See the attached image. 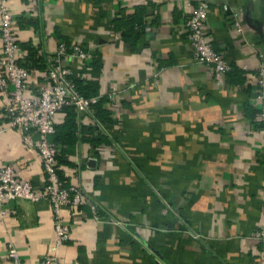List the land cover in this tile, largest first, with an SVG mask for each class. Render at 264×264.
Listing matches in <instances>:
<instances>
[{
  "label": "crops",
  "instance_id": "1",
  "mask_svg": "<svg viewBox=\"0 0 264 264\" xmlns=\"http://www.w3.org/2000/svg\"><path fill=\"white\" fill-rule=\"evenodd\" d=\"M206 1L204 32L231 65L217 79L192 57L186 36L198 0H6L18 61L31 65L28 47L47 56L59 42L77 43L88 56L66 62L86 94L101 98L98 114L74 113L75 129L73 112L58 109L46 134L59 172L86 199L78 211L61 209L69 234L57 245L59 264H264V96L256 94L264 0ZM132 12L140 24L122 37L113 19ZM27 69L36 91L43 69ZM6 162L43 184L36 149L12 127L0 130ZM3 206L10 211L0 219V264H38L55 240L49 200Z\"/></svg>",
  "mask_w": 264,
  "mask_h": 264
},
{
  "label": "built area",
  "instance_id": "2",
  "mask_svg": "<svg viewBox=\"0 0 264 264\" xmlns=\"http://www.w3.org/2000/svg\"><path fill=\"white\" fill-rule=\"evenodd\" d=\"M222 7L226 8V4H222ZM207 9V1L198 0L185 18L184 25L192 57L210 66L217 79L231 65L204 32ZM14 21L6 0H0V92H6L0 103V130L9 127L17 129L22 134L24 144L36 149L41 162L43 184L36 186L22 178L13 163H0V219L10 211L3 206L6 200L34 201L47 198L53 213L55 240L38 264H59L57 245L68 238L69 234V224L62 220L61 209L66 207L78 211L86 199L77 184L60 178L57 144L49 140L46 134L55 129L54 116L58 109L72 106L78 114L86 115L92 110L91 104L97 99V95L86 96L78 90L72 68L66 62V57H87L88 52L77 43L65 42H59L56 50L46 56L47 64L42 73L45 83L38 90L32 91L29 85L31 73L16 56ZM233 24L237 30L241 29L235 18ZM256 72V94L263 97L264 62L259 63ZM259 115L263 116V113ZM30 128L36 129L40 135L30 137ZM88 204L95 213V203L88 201ZM257 237L264 251V223L260 226ZM7 255L17 263L18 253L12 242L7 245Z\"/></svg>",
  "mask_w": 264,
  "mask_h": 264
},
{
  "label": "trees",
  "instance_id": "3",
  "mask_svg": "<svg viewBox=\"0 0 264 264\" xmlns=\"http://www.w3.org/2000/svg\"><path fill=\"white\" fill-rule=\"evenodd\" d=\"M134 12H136V10ZM134 12H132L128 16H126V15H122V16H118V17L116 16L113 19V21L119 19V24H117V26L119 28L121 27L120 34H121L122 37L128 36V31L129 30L130 31L133 30V34L136 33V31H137L136 29H137V26L140 24V22H139V20H137V18H135ZM28 54H29V59H30V64L31 65L40 66V68L42 67V69H44L46 67V64H47L46 63V55L44 53H37L35 49H33L32 47L31 48L28 47ZM97 56L98 55L95 53V51H91V54H90V57H89V60H88V64L89 65H95L96 60H97ZM30 66L25 65L26 68L27 67H30ZM74 79H75L76 87L78 88V90L82 94H84L86 96L94 95L95 94V93H93V94H86L87 93L85 91V83L86 82H85V80L83 78L74 77ZM100 101H101V98L100 97H97V99L91 104V107H92L93 111L96 114H98V112L102 110V108L99 105V102ZM63 108L68 109V110H71V112H73V114L70 117V123L72 124V127L74 126V129H75V119H76V116L74 115V113L76 111L72 108V106H64ZM246 108H247V111H248L249 116L254 115V112H255V108L254 107H252L251 105H248L247 104ZM57 158H58V156H57ZM58 174H59V176H60L61 179H64V180L67 179V178H65V176L63 174H61L59 172V170H58Z\"/></svg>",
  "mask_w": 264,
  "mask_h": 264
}]
</instances>
